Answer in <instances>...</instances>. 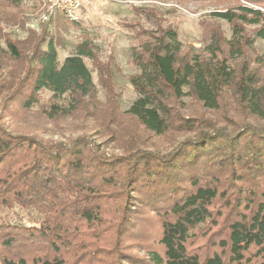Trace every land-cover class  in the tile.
<instances>
[{"label":"trees","instance_id":"1","mask_svg":"<svg viewBox=\"0 0 264 264\" xmlns=\"http://www.w3.org/2000/svg\"><path fill=\"white\" fill-rule=\"evenodd\" d=\"M199 1L218 8L198 22V49L153 8L133 7L129 24L140 38L126 112L170 139L165 151L127 136L105 155L87 134L52 140L7 124L38 106L51 121L87 111L95 84L84 58L113 85L88 40L59 62L52 17L27 49L5 38L0 51L25 65L0 101V264H264V0ZM185 97L204 112L185 115ZM225 101L245 119L217 116Z\"/></svg>","mask_w":264,"mask_h":264},{"label":"rangeland","instance_id":"2","mask_svg":"<svg viewBox=\"0 0 264 264\" xmlns=\"http://www.w3.org/2000/svg\"><path fill=\"white\" fill-rule=\"evenodd\" d=\"M141 6L155 9L165 23L171 22L185 49H198L201 46L198 22L209 18L210 13L218 8L214 3L199 0H83L70 18L61 12L52 13L49 16L52 17L49 29L56 40L59 62L62 63L66 56L74 53L76 44L88 40L99 61L109 65L113 92H107L93 70L92 62L84 58L85 64L92 70L95 84L94 93L86 99L87 111L79 110L73 116L51 121L40 115L41 107L38 106L22 118H7L4 121L12 124V127L33 128L45 139L66 141L87 134L100 145L105 155L120 154V139L127 136L138 145L145 143L161 151L167 150L171 146L170 139L143 133L126 112L137 96L131 79L138 71L131 53L140 38L129 24L136 19L133 7ZM45 13L41 0H25L18 8L0 7V49L4 50L6 37H10L22 49H27L31 35L39 33L40 24L47 20L42 19ZM220 22L226 36H229L226 23ZM256 53H264V40L257 42ZM24 65V59H13L0 51V83L3 92L0 101L9 93L13 76L20 74ZM107 93L112 94L111 99ZM50 99V92H42L39 105L48 103ZM179 105L185 115L204 112L198 102L188 97L183 98ZM220 112L216 115H227L238 121L245 119L237 107L226 101ZM17 211L25 215L21 210ZM24 219L28 220L26 215Z\"/></svg>","mask_w":264,"mask_h":264},{"label":"built area","instance_id":"3","mask_svg":"<svg viewBox=\"0 0 264 264\" xmlns=\"http://www.w3.org/2000/svg\"><path fill=\"white\" fill-rule=\"evenodd\" d=\"M45 6L46 13L42 19L46 20L52 13L61 12L67 17H72V13L77 10L83 0H41Z\"/></svg>","mask_w":264,"mask_h":264}]
</instances>
